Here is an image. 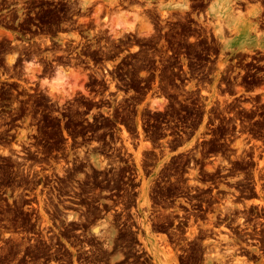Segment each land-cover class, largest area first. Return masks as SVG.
<instances>
[{
    "label": "rangeland",
    "instance_id": "1",
    "mask_svg": "<svg viewBox=\"0 0 264 264\" xmlns=\"http://www.w3.org/2000/svg\"><path fill=\"white\" fill-rule=\"evenodd\" d=\"M63 1L33 37L0 34V264H225L239 240L264 257V113L226 87L245 15Z\"/></svg>",
    "mask_w": 264,
    "mask_h": 264
},
{
    "label": "flooded vegetation",
    "instance_id": "2",
    "mask_svg": "<svg viewBox=\"0 0 264 264\" xmlns=\"http://www.w3.org/2000/svg\"><path fill=\"white\" fill-rule=\"evenodd\" d=\"M56 2L57 0H0V34L3 37L1 44L13 45L18 42L16 39L28 37V34L24 35L26 32H30L32 37L36 35L40 31L41 8L46 6L53 8ZM212 2L213 0H191L189 3L196 6L197 9L204 10L202 12L204 13ZM225 5L231 8L233 12L239 9L245 15V21L241 26L243 33H238L237 36L249 37L247 39H236L237 36L231 37V40L239 41L241 49L238 51L242 55L229 62L230 70L227 73L229 83L226 87L231 91L240 90L237 95L232 97H238L240 101L252 104L251 110L257 114L264 113L258 108L264 104V0H226ZM8 34H10L9 37ZM3 56L4 54L1 53L0 59ZM230 56L232 55L230 54ZM2 69L0 67V70ZM202 210L203 208L191 212L203 214ZM173 237L177 236L173 235ZM171 242L175 248L181 247L182 242L180 240L171 239ZM212 242L217 243L216 241ZM201 243H205V241ZM230 248L235 249V255L229 256L227 258L229 262L225 264H235V259H239L241 264H260L264 260L262 250L257 247H249L247 241L239 240L233 247L229 246ZM176 254L179 260H183L186 255L183 251H177ZM209 255L213 256V254ZM249 257H252V260L249 261Z\"/></svg>",
    "mask_w": 264,
    "mask_h": 264
},
{
    "label": "bare ground",
    "instance_id": "3",
    "mask_svg": "<svg viewBox=\"0 0 264 264\" xmlns=\"http://www.w3.org/2000/svg\"><path fill=\"white\" fill-rule=\"evenodd\" d=\"M164 13V12H163ZM120 17H122V16H120ZM125 18V17H124ZM120 19V18H119ZM126 19V18H125ZM120 21H121V19H120ZM123 22V21H122ZM121 22V23H122ZM125 22H126V20H125ZM129 22V21H128ZM117 23V22H116ZM121 23H119V24H121ZM131 23V22H130ZM118 25V24H117ZM117 27V26H116ZM117 29V28H116ZM118 29L119 30H121V31H118L119 33L120 32H122V33H130V32H133L134 30H135V27L133 26V24L131 23V25L130 24H125V23H123L122 24V26H118ZM117 29V30H118ZM11 59V58H10ZM138 155V154H137ZM253 202H256V201H253ZM258 203V202H257ZM146 230L148 231L149 229L148 228H146ZM168 249V248H167ZM169 252V251H168ZM167 254V253H166ZM168 255V254H167ZM173 262H174V264H177L176 263V261L175 260H173Z\"/></svg>",
    "mask_w": 264,
    "mask_h": 264
},
{
    "label": "crops",
    "instance_id": "4",
    "mask_svg": "<svg viewBox=\"0 0 264 264\" xmlns=\"http://www.w3.org/2000/svg\"><path fill=\"white\" fill-rule=\"evenodd\" d=\"M239 33L241 34V33H243V31L241 30V31H239ZM242 38H244V39H247V38H249L248 36H241V35H239V36H237L236 37V39H242Z\"/></svg>",
    "mask_w": 264,
    "mask_h": 264
}]
</instances>
